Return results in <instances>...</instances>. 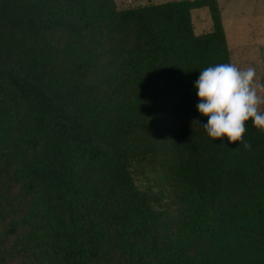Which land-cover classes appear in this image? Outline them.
Returning <instances> with one entry per match:
<instances>
[{
	"label": "trees",
	"instance_id": "trees-1",
	"mask_svg": "<svg viewBox=\"0 0 264 264\" xmlns=\"http://www.w3.org/2000/svg\"><path fill=\"white\" fill-rule=\"evenodd\" d=\"M224 62L218 0H0V264H264V131L195 107Z\"/></svg>",
	"mask_w": 264,
	"mask_h": 264
},
{
	"label": "clouds",
	"instance_id": "clouds-1",
	"mask_svg": "<svg viewBox=\"0 0 264 264\" xmlns=\"http://www.w3.org/2000/svg\"><path fill=\"white\" fill-rule=\"evenodd\" d=\"M254 67L239 68L231 62L211 64L193 82L197 96L196 110L207 119L200 127L209 138L226 137L227 141L245 140L246 122L264 131V110L254 86ZM221 143L224 144L223 140ZM248 148L249 144L244 143Z\"/></svg>",
	"mask_w": 264,
	"mask_h": 264
},
{
	"label": "rangeland",
	"instance_id": "rangeland-1",
	"mask_svg": "<svg viewBox=\"0 0 264 264\" xmlns=\"http://www.w3.org/2000/svg\"><path fill=\"white\" fill-rule=\"evenodd\" d=\"M120 7L167 0H116ZM232 63L244 69L254 67V86L264 110V0H218ZM194 30L197 34L211 30L212 19L208 7L192 10Z\"/></svg>",
	"mask_w": 264,
	"mask_h": 264
}]
</instances>
